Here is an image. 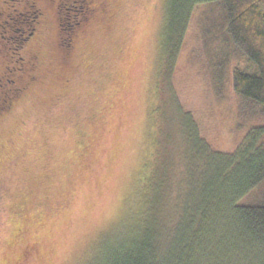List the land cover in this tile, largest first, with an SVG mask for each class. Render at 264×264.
<instances>
[{"label": "rangeland", "instance_id": "obj_1", "mask_svg": "<svg viewBox=\"0 0 264 264\" xmlns=\"http://www.w3.org/2000/svg\"><path fill=\"white\" fill-rule=\"evenodd\" d=\"M75 1L0 0V21L23 7L42 10L24 47L0 40V97L14 95L0 100V264H90L106 237L131 227L141 183L169 143L158 126L168 110L157 108L166 0H89L92 16L64 56L59 8ZM201 11L175 87L209 143L232 152L246 130L235 123V94L218 101L202 65ZM175 169L173 182L182 165Z\"/></svg>", "mask_w": 264, "mask_h": 264}, {"label": "trees", "instance_id": "obj_2", "mask_svg": "<svg viewBox=\"0 0 264 264\" xmlns=\"http://www.w3.org/2000/svg\"><path fill=\"white\" fill-rule=\"evenodd\" d=\"M166 2L157 108L168 110L158 126H167L162 139L169 143L163 163L156 161L141 183L144 190L128 217L131 227L106 237L90 264H264V0ZM27 8L0 21L4 46L19 50L36 33L42 10ZM59 10V44L68 56L93 9L89 0H76ZM198 10L207 61L202 65L210 71L218 101L224 102L230 90L235 94V123L238 132L246 130L232 152L209 143L175 87ZM192 55L203 61L202 52ZM243 61L250 70L241 67ZM9 95L0 100L10 104L14 95ZM158 153L157 144L156 160ZM176 164L182 172L173 182Z\"/></svg>", "mask_w": 264, "mask_h": 264}]
</instances>
